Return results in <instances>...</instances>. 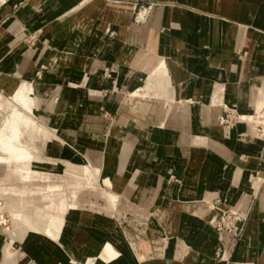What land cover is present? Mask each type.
<instances>
[{
	"label": "crops",
	"instance_id": "1",
	"mask_svg": "<svg viewBox=\"0 0 264 264\" xmlns=\"http://www.w3.org/2000/svg\"><path fill=\"white\" fill-rule=\"evenodd\" d=\"M5 1L0 19L23 0ZM78 1L38 0L30 11L27 0L17 9L12 19L21 28L13 35H20L27 23L29 30H39L43 47L25 56L14 53V75H32L40 65L50 69L44 84L34 83L56 91L48 98L50 114L64 118L63 123L78 124L77 146L90 166L109 177L111 193L148 211L150 235L168 237L162 258L139 263L128 253L122 263L264 264V139L255 136L250 122L229 127L219 122L222 105H235L243 113L249 94L264 83V45L257 43L264 37V0H146L155 6L144 26L132 24L136 2L142 0H92L89 12L72 18ZM128 7L129 16L119 21L118 14ZM98 22L102 29L93 34ZM3 25L1 29L9 30ZM162 60L171 71L173 93L149 78ZM8 65L0 66L5 74ZM106 68L109 75L103 74ZM72 71H77L81 84L86 81L77 88L76 105V85L67 86ZM126 88L142 97L141 110L132 115L118 106L109 134H102L96 124L77 121L96 114L102 90H111L109 102L116 105L114 92ZM139 89L146 92L141 95ZM88 138L93 154L87 151ZM120 149L128 150L121 171ZM169 171L181 184L167 181ZM206 201H221L217 207L248 213L238 239L218 236L212 227L217 210ZM98 213L99 219L91 217L89 224L71 223L74 239L99 247L110 239L125 249L113 216ZM35 235L29 233L27 241ZM15 241L20 248L11 251L14 264H53L60 258L47 255L43 263L34 242L14 239L11 246ZM3 261L0 242V264Z\"/></svg>",
	"mask_w": 264,
	"mask_h": 264
},
{
	"label": "rangeland",
	"instance_id": "2",
	"mask_svg": "<svg viewBox=\"0 0 264 264\" xmlns=\"http://www.w3.org/2000/svg\"><path fill=\"white\" fill-rule=\"evenodd\" d=\"M92 0H81L78 2H73L74 5L72 9L75 11L72 18H76L77 15L83 12H89L86 11L87 7L91 5ZM27 3V0H23L19 5H15L12 8H10L4 18L0 19V26L3 25L4 21L7 20L3 27H6V29L0 28V49H2V56H5L3 60L0 62V66L2 67L3 64H9L7 67V74L3 73L2 69H0V127L3 124V121L6 118H9L12 114V112H9L10 110H18L20 113L24 114L23 116H26L29 118L33 124H36L37 126H43L46 125L49 127L51 131L57 130V127L59 128L60 125L63 126V129L66 131V133L69 136H72L77 144H79L78 139V124H66L63 123L61 120H64V118L60 119L59 116L55 117V115L50 114L52 102L49 101V95L50 92H56L51 90L49 87L34 84V83H40L44 84L45 79L44 76L46 75L47 71L50 69L47 68L45 65H40L36 70L35 73L32 75L27 76L25 73L19 76H15V68L18 67V64H16L15 61V55L14 53H20L19 56L23 53L24 56L29 52L33 51L37 48L43 47L42 44V37L39 32V30H29L27 23L22 25V30L20 32V35L15 37V35L20 31V25L15 21L14 18L16 11L19 7H24ZM39 3L38 0H31L30 4L27 6L28 10H35L36 5ZM6 4L5 0H0V8L2 5ZM32 7H31V6ZM154 3L152 1H146L142 0L139 2H136L134 14L132 17V24L137 26H144L147 22L148 17L150 16L152 9L154 7ZM31 7V8H30ZM131 11V7H128V9H124L122 12L118 14V20L125 19L129 16V12ZM12 19V20H10ZM31 21V20H30ZM102 29L101 22L95 23V25L92 27V33H98ZM264 40V37H262ZM75 41V40H74ZM245 53V52H243ZM240 57V56H237ZM241 58V57H240ZM11 60V61H10ZM161 62H166L165 60H162L158 62V66ZM15 63V64H14ZM156 66L153 71H151V74L155 71V69L158 67ZM111 73V70L109 68L104 69L103 74L109 75ZM151 74H149V78H151ZM88 77L85 75L84 79L86 80ZM17 80L19 83L14 80ZM78 79V73L77 71H72L71 73V79L68 82V89L72 87L73 84L70 85V83L74 82V85L72 87V94L73 98L75 99V105H76V94H77V88H81L82 84L80 83ZM264 80V79H263ZM20 85H24L26 87L32 86V92H30V98L33 102V105L31 109L24 108L23 104L17 101L16 98L12 95L15 88ZM67 89V91H68ZM170 93L173 92V86L168 87ZM44 92V93H43ZM89 93H96L95 91L92 92L89 90ZM111 90H102L101 91V97L100 103H97V112L96 114H90L87 117L77 118L74 120L80 121L82 123H86L87 125H97L100 132L102 134L107 135L109 134L111 128L114 126V120L115 117L118 114V106H121L124 110H129L132 115L136 114V111L140 108V101H142V97H140L137 94H134L133 91H129L128 88L119 91L118 93L114 92V95H118L116 105L110 104L109 98H110ZM42 100V101H40ZM116 101V100H115ZM264 101V83L263 85L257 87L256 93H254V102H249V105L247 108H245L244 111H246L248 114H245L244 112L239 114L236 111V107H228L226 105H222V108L224 110L223 117H226L225 119L227 121L222 122L219 117V122L223 125H226V127L231 126L230 124L237 123L241 120L247 121L251 120V117L253 113L259 109V107L262 105ZM6 104V106H5ZM37 104V105H36ZM42 104H45L46 106H49L50 109H46L42 106ZM57 104L58 101L55 102L56 110H57ZM39 105V106H38ZM7 108V109H6ZM47 114V115H45ZM225 114V116H224ZM8 116V117H7ZM45 117L47 120L45 121ZM53 120V121H52ZM49 121V122H48ZM55 121V122H54ZM69 121H73L72 118ZM54 122V123H53ZM74 122V121H73ZM55 124V125H54ZM58 124V125H57ZM65 124V125H64ZM53 125V126H52ZM229 125V126H228ZM23 131L25 129L24 126H22ZM54 128V129H53ZM90 128V127H89ZM72 133V134H71ZM25 134V133H24ZM24 136V137H23ZM36 141L32 138H28L25 135L20 136L21 145L24 152H27L28 156L30 158L34 156H38L41 158L40 160L44 161L46 160L44 157H49L50 160L56 161V155L52 154V152H49L48 155H46L47 145L45 144L43 138L39 136V133L35 136ZM85 140V139H84ZM63 141V140H62ZM89 141V142H88ZM64 142V141H63ZM87 144V151L89 153L93 154V147L91 145L92 138L86 139ZM1 153V151H0ZM4 156L6 154L2 153ZM84 158V156H82ZM85 160V158H84ZM86 161V160H85ZM87 165H89L88 161H86ZM92 174L90 176H87L84 184L76 189V196H73L70 192V189H67L64 186V179L66 178L65 173L62 171H53L49 170L48 174L40 178V176L35 173L32 174L25 182H23L27 186H39L40 184L45 185V189L42 190L40 193L44 196L50 195L51 193H65V201L68 204H73L74 207L81 206L84 209H92L99 212L100 210L109 212L113 219L116 221L118 225L119 232L121 233L124 242H125V249H122L114 240L106 239L105 241L111 242L113 245H115L117 248H119L123 253H131L137 257H140L137 262L143 263L144 261H148L151 259H158L162 258L165 254V251L167 249L168 245V237L163 236H154L150 235L148 233V219L151 217V215L148 213V211H145L144 208L128 201V199L125 198H119L116 197L113 193H111L110 188L112 185L111 180L109 179V182L106 183L103 180V175L101 176V171L95 167H90ZM95 169L98 171L95 172ZM122 168H119V171H121ZM4 172V173H3ZM13 175L10 176V179H6L7 175H5V171L0 169V213L3 214V216L7 219V227L0 228V242H3V254H4V264H14V261L12 260L13 253L11 251H15V249L20 248V243L16 242L11 246V243L14 239L22 240L23 242L27 241V236L23 233L25 229H29V222L31 217L34 213L33 210L31 211L30 208H27L26 206L22 205L20 202V197L23 196V194H20L18 189V186L22 184V182L19 181V173L16 172V170L13 171ZM167 181L169 183H176L181 184V180L178 178V176L173 172H168V178ZM57 187H53V186ZM50 186V189L47 188ZM84 186V187H83ZM109 186V187H108ZM53 187V188H51ZM115 187V186H114ZM48 189V190H47ZM97 191L99 193V196H94V191ZM78 193H82L84 196L83 199H79L81 196L78 197ZM82 198V197H81ZM112 198V199H111ZM34 200L40 201L41 199L37 196L35 198H32ZM75 203H74V202ZM221 203V201H215L213 204L215 206H218ZM213 204L209 203L210 206ZM222 208V210L225 209V207L219 206L218 209ZM228 208V207H226ZM247 214L248 218V213ZM24 220V221H23ZM23 221V222H22ZM26 236V237H25ZM239 237H236L238 239ZM104 241V242H105ZM103 242V243H104ZM33 243V242H32ZM34 245V252L35 254H41V259H43V263H45V259L47 258L46 253L42 252L36 243H33ZM102 245V244H101ZM131 250V251H130ZM58 257V256H57ZM56 259V258H55ZM56 261H59L56 259Z\"/></svg>",
	"mask_w": 264,
	"mask_h": 264
},
{
	"label": "bare ground",
	"instance_id": "3",
	"mask_svg": "<svg viewBox=\"0 0 264 264\" xmlns=\"http://www.w3.org/2000/svg\"><path fill=\"white\" fill-rule=\"evenodd\" d=\"M257 43L264 45V40L262 39V37L258 39ZM197 67L198 66H196V68ZM196 68H194V70ZM170 72L171 71L168 68L167 62H161L150 77L154 79V81H158L159 83H161V85L168 88L172 86ZM244 79L247 81V83L250 80L247 75H244ZM32 89V86L26 87L24 85H20L16 87L14 92L12 93L14 98H16L19 103L21 102L25 109H31L33 105V102L30 98V92H32ZM144 91L146 92V90L144 89H139L137 92L143 95L142 93H145ZM239 97L240 96H238V98ZM249 102H254V92L249 94ZM42 106L46 109H50V107L46 106L45 104H42ZM263 106L264 101L259 107V109H257L253 113L251 120H248L255 129V136H257L259 139H264L263 136L259 134L256 130V124L259 123L260 117L262 116L260 110ZM9 112H12V114L9 115V118H6L3 121V124L0 127V169L5 171V175H7V177H5L6 179L11 178L10 176L14 174V170L19 173V181L22 182V184L18 186L17 190H19L20 194H23V196L20 197V202L22 205L26 206L27 208H30L31 211L33 210L34 214L29 217V219H31L28 226L29 229H25L23 233L25 235L26 233L36 234L37 236L35 235V238H32L29 241L36 243L39 249L42 252L46 253V255L59 256L60 258L65 259V262H63L62 259L58 257L59 261H55V263L53 264H123L122 260L126 258L128 253H123V251H121L111 242L105 241L100 247L96 245L88 246L87 244L85 246L81 245V243L77 242V240L74 239L75 237L74 232L71 229V223L73 222V224H75L77 222L79 225H86L85 223H90L89 218L91 217H95L98 220L99 218L97 217L99 213L96 210H87L81 206L74 207L73 204L66 203L64 192L59 194L53 192L50 195L44 196L40 193L46 188L43 184H40L39 186H27L23 183L32 174L35 173H37L40 178H43L48 174L49 170L62 171L66 175V178L64 179V186L67 189H70V192L73 196H76V189L80 188L84 184L86 177L92 174L91 170L89 169V165H87L86 161L82 157L83 154L79 150L76 140L72 136H69L61 125L59 128L57 127V130L51 131L47 125L43 127L33 124V122L29 118L23 116L24 114L20 113L18 110L13 109ZM243 112L245 114H248L246 111ZM46 120L47 118L45 117V121ZM22 126L25 127L24 131L23 128H21ZM24 133L26 134V137H28L29 139L32 138L35 141V136L39 133V136L43 138L45 144L47 145V150L45 154L48 155L49 152H52V154H55L57 157L56 161L52 162L49 157H44L46 159L44 161L40 160L41 158H39L38 156L30 158L27 152H24L22 147H20V136L25 135ZM120 150L121 153L119 154L121 159L119 165L120 167H122L127 157L128 150ZM3 152L6 154V156L2 154ZM48 165L51 169L47 167ZM97 171L98 170L95 169V172ZM102 178L106 183L109 182L107 176H103ZM53 187L57 186L54 185ZM47 188L50 189V186H48ZM78 194V197H82H80L79 199H83L85 196H83L82 193ZM36 196L41 200L38 201L32 199ZM94 196H99V193L96 190L94 191ZM206 204L209 205L208 201H206ZM82 233L84 234V232ZM90 234L91 233H89V235ZM37 237H39L40 239H38ZM80 239L83 240L81 237ZM83 241H85V239ZM129 254L134 257L136 261H138L140 258L133 255L132 252ZM63 255L66 257H63Z\"/></svg>",
	"mask_w": 264,
	"mask_h": 264
},
{
	"label": "built area",
	"instance_id": "4",
	"mask_svg": "<svg viewBox=\"0 0 264 264\" xmlns=\"http://www.w3.org/2000/svg\"><path fill=\"white\" fill-rule=\"evenodd\" d=\"M260 113L262 116L260 117V121L256 124V130L259 134H261L264 138V106L261 108ZM225 116V114H224ZM228 117V115H226ZM221 116L222 122L227 121L225 118ZM212 208L217 210L215 217L212 221V227L216 231L219 237L224 234L230 235L234 240L236 237H240L244 224L247 219V214L238 209H232L230 207L225 208L224 210L218 209L214 204ZM7 219L0 213V228L7 227Z\"/></svg>",
	"mask_w": 264,
	"mask_h": 264
}]
</instances>
